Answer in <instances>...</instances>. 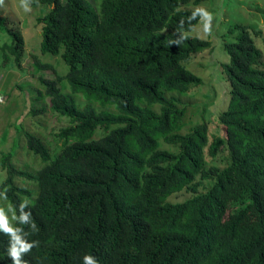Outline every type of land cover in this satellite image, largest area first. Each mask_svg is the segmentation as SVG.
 <instances>
[{
	"label": "trees",
	"instance_id": "trees-1",
	"mask_svg": "<svg viewBox=\"0 0 264 264\" xmlns=\"http://www.w3.org/2000/svg\"><path fill=\"white\" fill-rule=\"evenodd\" d=\"M26 1L50 5L36 19L40 52L59 55L67 70L35 62L55 73L41 78L44 95L68 124L56 134L53 156L43 139L24 132L41 162L34 172L15 167L8 152L1 156L0 196L14 209L11 226L23 241H36L21 259L81 264L88 254L97 264H264L259 31L236 25L234 40L224 43L223 134L210 139L204 122L180 133L184 109L166 95L201 82L186 65L210 48L187 33L200 19L190 5L201 0H99L95 7L88 0ZM0 31L11 37L0 48L19 60V30L0 17ZM15 177L34 183L35 193ZM182 190L190 196L169 201ZM11 243L0 231V264H11Z\"/></svg>",
	"mask_w": 264,
	"mask_h": 264
},
{
	"label": "rangeland",
	"instance_id": "rangeland-1",
	"mask_svg": "<svg viewBox=\"0 0 264 264\" xmlns=\"http://www.w3.org/2000/svg\"><path fill=\"white\" fill-rule=\"evenodd\" d=\"M88 1L94 7L99 2ZM190 7L211 17L207 33L204 31L205 21L202 17L187 31L191 36L210 42V48L186 63L190 71L200 76L201 82L188 92L169 91L166 95L174 97L177 107L184 109L183 124L178 130L180 133H186L194 125L204 122L211 139L212 135L223 134L217 115L225 107L228 97L227 81L222 70V64L227 61L224 43L234 40L238 32V29H234L236 25H243L251 34L253 29L259 31L260 34L254 35V39L264 55V0H201ZM49 8L48 4H31L26 0H0V17L5 19L6 25L18 29L23 40L17 61L9 47L0 48V182L5 177L1 161L3 153H10L9 161L24 170L34 172L41 165L40 159L26 146L25 131L43 139L53 156V152L59 148L56 134L68 124L65 117L50 109L49 97L44 95L41 78L53 79L55 73L50 68L38 69L35 62L36 59L49 62L56 73L67 70V65L59 55L40 52L41 34L36 19ZM10 42V35L0 31V44ZM161 147L173 149L165 143H161ZM207 160L211 162L210 158ZM221 160L217 156L215 161L223 165ZM14 182L35 193L34 183L19 177H15ZM188 196L190 192L182 190L169 197V201H180ZM0 209L11 226L15 217L14 209L1 196Z\"/></svg>",
	"mask_w": 264,
	"mask_h": 264
},
{
	"label": "clouds",
	"instance_id": "clouds-1",
	"mask_svg": "<svg viewBox=\"0 0 264 264\" xmlns=\"http://www.w3.org/2000/svg\"><path fill=\"white\" fill-rule=\"evenodd\" d=\"M194 15H198L203 18V20L205 21L204 31L205 33H207L208 24L211 22V17L205 14L203 11L195 13ZM171 43H177V41H173L172 39H170L169 44ZM13 219H16V217H13ZM28 220L29 217L27 214L22 213L19 217V221L21 224L27 223ZM0 231L7 232L11 236L12 243L8 249V255L11 258V264H26V262L21 259V254L27 252L30 248H32L36 241H23L19 234L21 232V229L18 227L13 228L9 225L8 219L4 215L2 209H0ZM81 264H97V261L93 256L85 254L81 257Z\"/></svg>",
	"mask_w": 264,
	"mask_h": 264
},
{
	"label": "built area",
	"instance_id": "built-area-1",
	"mask_svg": "<svg viewBox=\"0 0 264 264\" xmlns=\"http://www.w3.org/2000/svg\"><path fill=\"white\" fill-rule=\"evenodd\" d=\"M0 100H2V98L0 97Z\"/></svg>",
	"mask_w": 264,
	"mask_h": 264
}]
</instances>
